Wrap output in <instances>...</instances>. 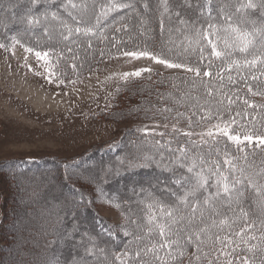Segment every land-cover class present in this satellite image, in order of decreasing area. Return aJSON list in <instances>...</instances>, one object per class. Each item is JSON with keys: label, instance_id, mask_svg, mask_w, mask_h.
Listing matches in <instances>:
<instances>
[{"label": "trees", "instance_id": "16d2710c", "mask_svg": "<svg viewBox=\"0 0 264 264\" xmlns=\"http://www.w3.org/2000/svg\"><path fill=\"white\" fill-rule=\"evenodd\" d=\"M11 6H16L17 9L11 10L15 11L14 14L8 15L6 21L8 24L13 25L16 31H12L11 34H0L2 36L13 37L19 39L25 46L33 47L36 50L44 51L50 48H54L57 52L63 51L64 55L59 61L58 74H76L78 72L86 71L88 68L93 67L95 64L99 63L101 60L108 56H112L117 52L116 47L113 45H118L120 51L124 50H142L147 48V50L162 55L168 58H174L176 50L173 48V44H179L184 40V37L190 35L191 33L184 31L178 32L177 28L182 27L178 24V21L173 18L169 22L168 18L165 17V30L163 35L161 34L160 28V12L163 11L160 7L159 0H141V3L137 5V10L140 12V16H136L135 12L132 10H120L118 13H112L107 21H101V29L103 31V36L97 32L95 35L89 34L88 37L83 35L74 34V36L67 42L62 41L57 36L50 37V31L54 29H60L59 22H53L49 18L47 27L49 30L47 33L44 29L45 21L43 16L45 12L49 14L51 12H56L57 15L67 21L69 24L80 27H89L95 23V16L92 14L93 4L98 5L102 0H89L87 4V10L84 13L72 14L77 16L78 19L83 18L84 23L76 25L68 14V11L64 10L62 5L65 0H40L39 5H32L31 0H11ZM30 2V4L28 3ZM75 2H77L75 0ZM126 3H135V0H123ZM144 2L150 4V8L147 12L142 7ZM183 3V0H180ZM212 12L211 18L207 14V9L205 8L204 15H200V9L196 8L197 3L207 5L209 0H190L193 5L192 8H187L181 11L182 17L189 21L191 25L195 22L196 28L203 27L207 29L208 24H216L218 28L221 29L220 34L223 36V29L227 27V22L224 20L223 15L220 14L219 9L227 5L225 8V13L231 15V23L233 26L240 27L251 31L255 26L259 28L264 25V8L259 5L262 0H253L258 6L255 9H246L240 12L236 11V7L240 3H247V0H210ZM55 5V7H53ZM170 5L175 10V0H170ZM10 6V5H9ZM8 6V7H9ZM23 6V8H21ZM7 6L0 9L2 12L7 11ZM9 10V11H10ZM29 16L40 17L41 23L35 25H29L27 23V18ZM125 17L122 21L121 18ZM141 18L144 21L143 28L141 27ZM121 23H126L128 25L127 31L116 32L115 27H119ZM169 29L172 31L170 32ZM42 35H38V32ZM144 32L145 34H141ZM50 34V35H49ZM106 37V38H105ZM8 39V38H7ZM214 39V37H213ZM172 41V43H170ZM89 42H91V47H88ZM187 43V41H185ZM223 48V44L219 45ZM68 48L72 49V52L67 51ZM173 48L172 52L169 49ZM101 51L104 55L101 56ZM260 51V41L257 39L256 47L253 48L247 56L236 51L232 54L231 59L240 60L243 62L245 58L251 59L254 54H259ZM210 54V46L208 52L205 53V59L198 63L200 59L199 51H189L186 55L181 56L176 62H183L189 64L192 67H201L202 71H209L213 75L212 77H202L205 82L211 80V85L213 88H220V82L215 77V73L220 70L221 67L225 68L224 76V87L221 89V93H227L232 97L234 104L230 106L229 112H226L225 119H230L235 117L239 124L244 125L243 129L238 128V131H243L246 133L255 132L256 134H264V109L257 107L255 109H249L243 103V99H248L250 103L256 105H264V102L258 101L256 96L251 95L247 91V84H251L253 90L264 89V66H258L256 68L249 69L247 67H241L239 71L233 68L230 72L227 70L226 65L228 61H222L217 58H212V67L209 68V60L207 56ZM52 62H56V57H52ZM73 64L76 68H73ZM231 75L236 81L235 85L229 83L227 77ZM61 76V75H60ZM161 85L163 83H168L169 79L161 77ZM189 78V85L191 84V78L193 74L182 75L175 80L171 79V84L175 82L177 87L172 88V91H167L168 96L172 99L171 102L158 104L157 109L159 112H167L169 115L163 120V122L168 123L167 127H164L162 132L164 135H151L150 130L147 132L136 133L130 131L128 136L121 138L117 141H112L110 144L100 147L98 150L94 151V155L86 158L90 153H86L84 157H76L71 160H60L57 158H31L24 162L18 161L16 164L26 165V167H16V171L24 179H28L31 176L42 178L45 174L54 173L61 175L58 178V185L61 188L62 195L65 201L60 203L59 208L63 211L62 220L57 222L44 225L42 239L40 242L43 245L38 246L45 252L44 257H42L43 264H69V261L79 259L75 264H113L115 255L117 253H123L128 246L129 241L132 240V236L125 237L123 235L124 231L135 232L137 231L136 225L128 224L126 217H130L132 220H138L141 224L146 225V205L153 202L159 201L162 204L178 209V215H187L191 210L185 208L183 204L179 203V197L183 196L185 191H188L194 180H189L182 184H176L174 181L182 176L188 177L191 174L187 173L186 167H180L178 163H173V161L180 157L181 162H183L184 157L181 156L178 149L184 147L187 149V156L190 159L193 156L203 157L208 160H219L223 162L224 156L216 155L217 149L221 153L227 151L229 155L233 158L243 157L244 153L238 152L236 150L235 144L227 142L226 138L220 140L218 144L208 139L207 144H201L200 133L207 132V130L217 123L216 119L212 120H201L200 117L203 115L202 112L198 111L196 107L197 104L204 105L206 102H210L212 105V110L215 112L216 100L220 99L217 96L215 99L209 98L205 94V89L200 86L199 79H197V87L192 89L190 95L183 101L177 102L180 99L182 93H188V87H185L183 77ZM243 76V80L241 77ZM256 76L258 79L252 81L251 77ZM168 77V76H166ZM161 88H165L163 85ZM160 84L158 89L161 92ZM158 90V91H159ZM239 93L241 99H237L236 95L233 93ZM258 96V95H257ZM162 101V97H159V101ZM224 105L227 106V100L225 99ZM172 109V111H162L163 109ZM237 112H247L248 115L243 116V118L236 116ZM178 113H183V116H178ZM230 113V114H229ZM255 117V120L252 119ZM191 120V124H190ZM173 125L179 131L173 130ZM185 132H192L193 135L188 137L184 135ZM159 141V144L156 142ZM190 141H194L195 144ZM92 153V152H91ZM148 155L152 159L150 161L143 160V156ZM88 157V156H87ZM93 160L94 164L99 165V170H103L101 175L102 180L99 185L101 190L102 199L100 202L106 207L112 208L115 212L120 213V220L118 222H111L107 217H105L97 204H95L96 197L92 193L87 192V190L77 182L76 178H73V174L80 172L81 170H88L90 167L86 164L87 160ZM90 160V161H91ZM123 161V163H121ZM23 164H22V163ZM26 162V163H25ZM92 162V161H91ZM131 162V164L129 163ZM237 164L240 166L245 165L244 159H237ZM93 164V163H92ZM247 164L253 165L255 171H259L261 167H264V150L255 149L249 146L247 150ZM53 165L54 169L49 170L46 167ZM97 165V166H98ZM199 170V169H198ZM253 170L252 168L249 171ZM227 174V173H226ZM239 173H237L238 175ZM261 182H264L262 180ZM210 186L207 190L201 189L195 197L191 198V203H196L197 200L202 201L205 196H208L210 192H215L214 187L215 178L212 177L209 181ZM136 186L137 188H131ZM0 194V200H1ZM94 198V199H93ZM63 199V198H62ZM116 205H120L117 207ZM241 207L250 213V220H256L259 222L261 216L260 211L255 204V196L249 190L245 197L242 199ZM216 211L221 213L219 217L210 211H205V222L211 223L213 218L222 219L224 216L231 217L233 210L238 214L239 209L235 204L232 205V210L229 209L226 199L217 200L215 204ZM158 212V209H154ZM67 213V214H65ZM199 216V213H197ZM2 222L0 220V258L2 255H7L11 252L12 244L16 243L18 240L10 236L6 240L8 245L3 244V232ZM123 226V227H121ZM204 225L201 224L200 227ZM183 227V225H180ZM243 227V223L237 221L234 225L235 230H239ZM115 233L110 235L109 232ZM216 232V229H212ZM228 228L224 229V232H229ZM40 235V236H41ZM256 235H259L257 231ZM158 238V237H154ZM175 238V237H173ZM144 243H147L145 241ZM255 243V241H252ZM144 245L141 244L140 247ZM13 247V246H12ZM95 249L94 252H89L88 249ZM211 244L207 245L204 250L209 251ZM58 249V250H56ZM98 249H104V252L98 251ZM137 245L132 244L129 250V264H133L132 258L135 255ZM56 250V251H55ZM59 253V258L55 259L54 253ZM195 252V246H187L186 255L183 258V264H188V257ZM51 254V255H50ZM161 255H164L161 252ZM250 255V254H249ZM31 258V257H30ZM32 259V258H31ZM52 259V260H51ZM28 262L32 264V261H24L22 258L19 259L18 263L24 264ZM34 264V262H33ZM115 264H119L118 261ZM138 264V262H136ZM203 264H207V259L203 261Z\"/></svg>", "mask_w": 264, "mask_h": 264}, {"label": "rangeland", "instance_id": "374dc122", "mask_svg": "<svg viewBox=\"0 0 264 264\" xmlns=\"http://www.w3.org/2000/svg\"><path fill=\"white\" fill-rule=\"evenodd\" d=\"M11 4V0H0V9L10 5L3 15L0 11V34L3 35L16 31L6 21L8 15L15 13L11 10L17 9ZM77 13L72 11V14ZM49 22L45 21L44 29H48ZM41 32L38 35H42ZM59 32L54 29L49 33L60 38ZM7 38H0V43L8 46L0 48V220L4 231L2 246L9 244L5 238L8 235L12 240L10 244L15 237L18 241L10 246L9 254L2 255L0 264H15L20 258L32 261V264H43L45 252L38 249L43 245L40 242L44 234L42 227L61 221L63 217L59 208L65 201L58 185L61 175L47 173L42 178L31 176L24 179L14 170L26 165L16 163L31 158L66 161L84 157L86 153H90L86 156L89 158L100 147L125 138L131 130L141 134L143 131L140 130L146 128L151 135L159 136L168 125L159 119H165L169 114L159 112L156 105L172 101L167 93L174 88L175 82L170 85L172 78L176 80L180 74L190 76L193 73L169 69L148 58L129 62L116 53L86 71L60 74L59 79L53 77L50 82L43 62H38L19 44L12 47L13 36ZM137 68H151L152 72L127 81L113 76V73L132 72ZM159 75L169 79L168 83L162 84L165 88H161ZM256 99L264 102V96L258 95ZM90 160L86 162L89 169L74 173L73 178L96 197L94 203L105 217L113 223L118 222L120 213L100 202L102 192L99 185L103 170ZM46 168L52 170L54 166ZM53 256L58 259L59 253ZM78 260H71L69 264Z\"/></svg>", "mask_w": 264, "mask_h": 264}, {"label": "snow or ice", "instance_id": "6c2138e0", "mask_svg": "<svg viewBox=\"0 0 264 264\" xmlns=\"http://www.w3.org/2000/svg\"><path fill=\"white\" fill-rule=\"evenodd\" d=\"M40 0H31L32 5H39ZM141 3V0H135V3H126L123 0H102L98 5L93 4L92 14L95 16V23L89 27L73 26L67 21L61 19L56 12L44 13L43 20L48 21L49 18L53 22H59L60 32L59 36L62 41H69L74 34L83 35L88 37L89 34L95 35L97 32L103 36V31L101 29V21H107L112 13H118L120 10H132L135 12L136 16H140V12L137 10V5ZM160 7L163 11L160 12V28L161 34L165 30V17L168 18L169 22L173 18L178 21V24L182 27L176 29L178 32L187 31L191 33L184 37V40L179 44H173V48L176 50L174 58L164 57L162 55L155 54L147 48L142 50H124L120 51L118 45H113L116 47L119 57H124L131 62L132 60H140L142 58H148L156 64L163 65L169 69H184L187 73H193L191 78V84L189 85V78H184V85L188 87V93H182L180 99L177 101H183L190 95L192 89L197 87V79H199V84L205 89V94L211 98L215 99L220 96V99L216 100L215 108L216 111L212 110V105L210 102H206L204 105L197 104L194 107L198 111L202 112L203 115L200 119L212 120L216 119L217 123L211 125L207 132L200 133V143L207 144L209 142L205 137L210 138L215 144H218L221 139L226 138L227 142L235 144L236 150L238 152L244 153L243 157L233 158L229 155L227 151L223 153L219 149L216 151V155L224 156L223 162L219 160H208L203 157L193 156L190 159L187 156V149L180 147L178 151L181 156L184 157L183 162H181L180 157H177L173 163H178L180 167H186L187 173L191 176H182L174 181L176 184H182L189 180H194L195 182L191 184L188 191H185L183 196L179 197V203L183 204L185 208L190 207V211L187 215H178V209L168 207L159 201H153L146 205V225L141 224L138 220H132L130 217H126L128 224L136 225L137 231L128 232L124 231L123 235L125 237L132 236V240L129 241L126 250L123 253H117L115 255L113 264L116 261L119 264H129V250L132 244L137 245L135 255L132 258L133 264H183V258L186 255L187 246H195V252L188 257V264H203V261L207 259V264H264V167H261L259 171L254 170L253 165L247 164V150L249 146H252L253 150L261 149L264 150V134H256L255 132L246 133L243 131H238V128L243 129L245 126L239 124L235 117L230 119H225V113L229 112L230 106L236 101L232 99L227 93H221V89L224 87V76L225 68L221 67L218 72L215 73V77L220 82V88H213L211 85V80L205 82L202 77H212V73L209 71H202L201 67H192L189 64L183 62H176L181 56L186 55L189 51H199L200 59L198 63H201L205 59V53L208 52L210 46V54L207 56L209 60L208 67H212V58H217L222 61H228L226 68L230 72L233 68L237 71L241 67H247L249 69L256 68L258 66H264V25L259 28L253 27L251 31L241 29L240 27L233 26L231 23V15L225 13V8L227 5L222 6L219 9L221 15H223L224 20L227 22V27L222 31L224 35L220 34L221 29L217 27L216 24L209 23L207 29L196 28L195 22L191 25L189 21L185 20L181 11L192 8L193 5L190 0H175V10L170 5V0H159ZM257 4L253 0H247V3H240L236 7V11L240 12L246 9H255ZM264 8V0H262L259 5ZM55 7V5H53ZM64 10L68 11L69 16L76 25L84 23L81 16L80 19L77 16L72 15V11H77L78 13H84L87 10L86 3H77L75 0H65L62 5ZM143 9L147 12L150 8L148 2L142 4ZM196 8L200 9V15H204L205 8L207 9V14L211 18V2L207 5L197 3ZM125 17H122L123 21ZM27 23L29 25H35L41 23L40 17L29 16L27 18ZM144 21L141 18V27L143 28ZM128 25L126 23H121L119 27H115L116 32L127 31ZM171 32L172 30L169 29ZM47 33L48 30L45 29ZM145 34L144 32L141 33ZM214 37V39H213ZM51 39V35L49 37ZM106 38V37H105ZM257 39L260 41V51L259 54H254L251 59L245 58L243 62L240 60L231 59L234 52L238 51L241 54L247 56V54L256 47ZM187 41V43H185ZM172 43V41H170ZM223 44V48L219 45ZM20 45L24 48L25 52L32 53L38 62L42 61L43 65L46 66V71L49 72V79L55 77L59 79L58 68L59 61L63 57V51L57 52L54 48H50L44 51L36 50L33 47L25 46L19 39L12 38V47L15 45ZM91 42H89L88 47L90 48ZM8 46L0 43V48H7ZM173 48L169 49V52L173 51ZM69 53L72 52L71 48H68ZM104 52L101 51V56ZM52 57H56V62H52ZM117 57V58H119ZM112 59V57H109ZM27 60V57L25 58ZM27 66V65H26ZM76 68V65H72ZM30 67V66H29ZM151 73V68H137L132 72L123 73H113V76L118 77L121 80L127 81L132 77H139L142 73ZM264 75V72L261 73ZM111 79V77H108ZM230 84L235 85L236 81L231 75L227 77ZM252 81H256L258 77L252 76ZM243 80V76L241 77ZM63 83V80H60ZM247 91L253 96H264V89L253 90L251 84H247ZM174 87H177L174 85ZM118 90V89H117ZM236 95L237 99H241L239 93H233ZM225 99L227 100V106L224 105ZM244 105L249 109H255L260 107L264 109V105H256L250 103L248 99H243ZM162 111H172V109H163ZM230 114V113H229ZM178 116H183V113H178ZM248 115L247 112L241 113L237 112L236 116L243 118V116ZM255 120V117H252ZM191 124V120H190ZM167 127V125H165ZM174 131H179L176 126L173 125ZM140 131L147 132V129H141ZM160 135H163L161 133ZM184 135L191 137L192 132H185ZM195 144L194 141H190ZM159 144V141L156 142ZM143 160L150 161L152 158L148 155H144ZM237 159H244L245 165L240 166L237 164ZM123 163V161L121 162ZM131 164V162H129ZM252 168L253 170L249 171ZM199 169V170H198ZM227 173V174H226ZM237 173H239L237 175ZM215 178L214 187L216 191L210 192L208 196H205L202 201L197 200L196 203H191V198L195 197L196 194L201 190H207L210 186V179ZM251 193L255 196L256 207L260 211V220H250V213L245 211L241 207L242 199L245 197L246 193ZM226 199L228 207L232 210V205L235 204L239 209L238 214L233 210L231 217L224 216L222 219L213 218L211 223L205 222V211H210L215 213L217 217L222 215L216 211L215 204L217 200ZM120 207V205H116ZM154 209H158L154 211ZM199 213V216H197ZM237 221L243 223V227L239 230H235L234 225ZM203 224V227L200 225ZM183 225V227H180ZM123 227V226H121ZM228 228L229 232H224V229ZM212 229H216L213 232ZM257 231L259 235H256ZM110 235L115 233L109 232ZM158 237V238H154ZM175 237V238H173ZM147 241V243H144ZM255 241V243H252ZM143 244V247L140 245ZM211 244L209 251H205L204 248ZM89 252L96 251L95 249H88ZM100 252H104V249H98ZM161 252L164 255H161ZM250 254V255H249Z\"/></svg>", "mask_w": 264, "mask_h": 264}]
</instances>
